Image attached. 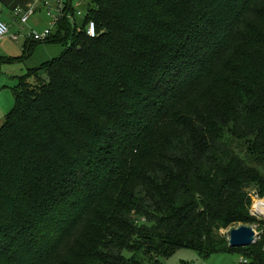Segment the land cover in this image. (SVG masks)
<instances>
[{
	"label": "trees",
	"instance_id": "16d2710c",
	"mask_svg": "<svg viewBox=\"0 0 264 264\" xmlns=\"http://www.w3.org/2000/svg\"><path fill=\"white\" fill-rule=\"evenodd\" d=\"M91 5L34 41L72 44L20 78L0 128V264H264V235L219 234L264 231L245 191L264 198V0Z\"/></svg>",
	"mask_w": 264,
	"mask_h": 264
},
{
	"label": "rangeland",
	"instance_id": "374dc122",
	"mask_svg": "<svg viewBox=\"0 0 264 264\" xmlns=\"http://www.w3.org/2000/svg\"><path fill=\"white\" fill-rule=\"evenodd\" d=\"M73 1L79 3L77 12L82 13V16H77V13L76 21H73L75 17L73 13V19H68L67 21L68 23L75 26L79 31H81V29H83L87 13L90 8H92L91 0ZM65 2L67 4L66 0ZM67 8L69 9V6H67ZM55 9L56 5L53 6L52 16L48 15L46 12H42V14L36 16L35 19H32L31 22L35 25L33 29L38 32H42L46 28L50 27L51 20H53V17L55 16ZM6 13L8 14V12ZM20 25V23L17 25L18 28H21ZM22 27H24V29L27 28V26L25 25ZM50 29L52 30L53 35L57 33V27H50ZM31 33L32 30H30L29 34ZM23 40L24 37L19 40L20 43L12 42L10 53H8V51H3L0 54V57L14 59L13 61H8L6 63L0 64V109H4L8 113L13 109L15 105V90L20 83V78L28 75L31 71L38 69L46 65L47 63L52 62L53 60L58 59L64 51L71 47L72 44L71 40L53 44L39 43L35 46L36 48H34L32 55L29 57H25L22 46ZM245 191L249 194V196H251L252 203L253 200L256 199V197H260V193L256 187L246 188ZM230 231L231 229L221 230L219 234L223 237L229 238ZM258 232L261 237L264 235V231L258 229ZM152 257L154 263L155 260H158L159 264H241L245 260V258L242 257V255H240L239 253L215 254L212 255L209 259H204L197 251L187 248L178 249L170 254L167 258L163 256L158 257L156 255H153Z\"/></svg>",
	"mask_w": 264,
	"mask_h": 264
},
{
	"label": "crops",
	"instance_id": "0c3cea01",
	"mask_svg": "<svg viewBox=\"0 0 264 264\" xmlns=\"http://www.w3.org/2000/svg\"><path fill=\"white\" fill-rule=\"evenodd\" d=\"M44 1L45 0H41L38 4H34V3H31L29 0H0V3L3 6V12L0 15V20L9 27V36L6 37L5 40L3 39V41L0 42V54L3 51H8V53H10V47L12 46L11 43L12 42L20 43L19 40L23 37H24L23 44H22L23 50H25V48L28 46H33L34 48H36L35 46L37 45V43H34V41L32 39H30V35L33 32L42 34L45 31L49 30L50 27L53 28L52 24L54 21V17L57 16V4L56 3L53 4V6L56 5V9H55V16L53 17V20H51V24H50L51 26L46 28L42 32H38L35 29H33L35 27V25L31 22L32 19H35L36 16H38L39 14H42V12H46L49 15L48 9L44 6ZM66 1H67V6H70L73 8V13L75 15L73 21H76V14L78 13L77 9L79 7V3L74 2L73 0H66ZM18 7L23 8L25 10L27 8H30V7H34V9H35V13L30 17V19L28 20V22L26 24H23L20 21V19H18L15 15V9ZM52 11H53V7H52ZM6 12H8V14ZM50 16H52V15H50ZM79 17H81V16H79ZM19 23L21 24L20 25L21 28H18V26H17ZM24 25L27 26L26 29H24V27H22ZM30 30H32L31 34H29ZM15 35L19 36V38L17 40L12 39V36H15ZM13 60L14 59H7L4 57H0V63H6L8 61H13ZM7 114H8V112L6 110L0 109V126H2L4 124Z\"/></svg>",
	"mask_w": 264,
	"mask_h": 264
},
{
	"label": "built area",
	"instance_id": "2783aa9c",
	"mask_svg": "<svg viewBox=\"0 0 264 264\" xmlns=\"http://www.w3.org/2000/svg\"><path fill=\"white\" fill-rule=\"evenodd\" d=\"M29 1L31 3L38 4L41 0H29ZM55 3L57 4V16L54 17V21L52 24L53 27H56V25L65 17H67V19H73L72 14L68 12L67 4L65 3L64 0H45L44 6L48 9L49 15H52V7L53 4ZM2 12H3V6L0 3V15L2 14ZM34 13H35L34 7L27 8L26 10L20 7L15 9L16 17L20 19V21L23 24H26ZM78 16H82V13L79 12ZM86 31H87V35L90 38H96L97 29L94 22H89ZM51 34H52V30L50 29L42 34L33 32L30 35V39L37 42H43L46 41L51 36ZM8 36H9V27L0 20V42ZM18 38L19 36L17 35L12 36L13 40H17ZM250 212L251 215L254 218H256L258 221H264V198L256 197V199L253 200L252 208ZM253 227L252 228L256 232V238H255V244H256L261 239V236L258 232L259 229L258 225ZM243 264H247L246 259L243 261Z\"/></svg>",
	"mask_w": 264,
	"mask_h": 264
},
{
	"label": "water",
	"instance_id": "95a60500",
	"mask_svg": "<svg viewBox=\"0 0 264 264\" xmlns=\"http://www.w3.org/2000/svg\"><path fill=\"white\" fill-rule=\"evenodd\" d=\"M256 232L251 226L232 229L229 234L231 248H247L255 244Z\"/></svg>",
	"mask_w": 264,
	"mask_h": 264
}]
</instances>
